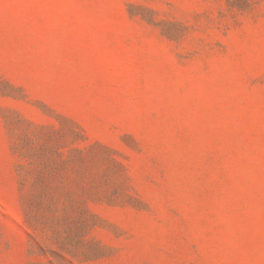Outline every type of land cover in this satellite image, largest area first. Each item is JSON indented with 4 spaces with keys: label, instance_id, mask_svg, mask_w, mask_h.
<instances>
[{
    "label": "rangeland",
    "instance_id": "1",
    "mask_svg": "<svg viewBox=\"0 0 264 264\" xmlns=\"http://www.w3.org/2000/svg\"><path fill=\"white\" fill-rule=\"evenodd\" d=\"M0 264H264V0H0Z\"/></svg>",
    "mask_w": 264,
    "mask_h": 264
}]
</instances>
